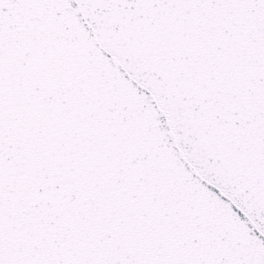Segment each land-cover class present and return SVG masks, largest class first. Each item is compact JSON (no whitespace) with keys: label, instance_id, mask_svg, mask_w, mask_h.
I'll use <instances>...</instances> for the list:
<instances>
[{"label":"snow or ice","instance_id":"snow-or-ice-1","mask_svg":"<svg viewBox=\"0 0 264 264\" xmlns=\"http://www.w3.org/2000/svg\"><path fill=\"white\" fill-rule=\"evenodd\" d=\"M0 264H264V0H0Z\"/></svg>","mask_w":264,"mask_h":264}]
</instances>
